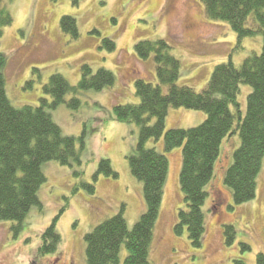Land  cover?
<instances>
[{"label":"rangeland","instance_id":"374dc122","mask_svg":"<svg viewBox=\"0 0 264 264\" xmlns=\"http://www.w3.org/2000/svg\"><path fill=\"white\" fill-rule=\"evenodd\" d=\"M12 22L0 35V53L6 58L5 90L15 107L37 106L42 87L52 74L69 84L80 79V67L94 72L104 68L115 75L113 85L100 91L78 94L81 105L72 110L66 104L47 109L65 135L83 134L80 164L63 166L56 161L42 164L46 181L38 190L42 209L32 207L18 228L16 221H0V264H86L84 236L99 223L120 212L129 228L145 212L142 183L130 172L126 156L138 140L135 124L114 118L113 105L136 103L134 80L158 83L152 56L140 59L134 52L139 40L164 39L170 53L180 62L177 84L200 91L215 65L231 60L239 65L251 52L260 53V34L238 41L227 22L207 18L200 0H3ZM76 20L78 36L64 33L62 16ZM248 26H256L250 14ZM103 39L114 42L108 50ZM163 91L167 86H162ZM251 91L240 85L238 102L242 115ZM71 95L65 97L69 100ZM206 118L198 110L168 109L165 129L197 126ZM238 133L226 137L214 165L202 207L205 232L202 244L193 248L186 230L176 233L178 210L184 207L179 187L181 147L165 150L163 136L150 139L147 147L168 160L164 194L153 231L149 252L151 264H232L241 258L255 264L264 253V157L256 179L255 196L234 204L231 189L224 184L233 151L239 146ZM110 160L117 177L97 175L100 159ZM79 171V175H74ZM83 183L92 185L93 191ZM59 214L56 231L61 242L55 252L38 253L40 234ZM233 225L234 241L224 242L223 227ZM246 243L249 249H241ZM127 250L122 245L119 264Z\"/></svg>","mask_w":264,"mask_h":264},{"label":"trees","instance_id":"16d2710c","mask_svg":"<svg viewBox=\"0 0 264 264\" xmlns=\"http://www.w3.org/2000/svg\"><path fill=\"white\" fill-rule=\"evenodd\" d=\"M0 0V35L10 25L12 15ZM77 5L79 0H70ZM209 19L227 22L238 41L260 34V53L251 52L239 65L231 60L214 66L206 85L200 91L177 84L180 62L169 51L164 39L139 40L134 52L140 59L153 57L158 83L142 78L134 80L136 103L113 105L114 118L138 127V140L126 159L131 174L142 183L145 212L129 228L120 212L99 223L84 236L86 264H119L122 245L127 254L123 264H151L149 252L153 231L159 216L168 160L163 153L147 147L150 139L163 136L165 150L181 147L179 187L184 207L178 210L174 231L186 230L193 248L202 244L205 217L202 211L208 194L207 187L214 174V165L226 137L238 133L239 146L233 151L232 162L224 173V184L232 191L234 204L251 200L256 192V179L264 157V0H200ZM256 26H248L249 15ZM60 26L64 33L78 36L76 20L62 16ZM108 50L114 42L103 39ZM5 56L0 53V221H16L21 228L23 219L32 207L42 209L38 197L40 186L46 181L42 164L56 161L60 165L80 164L83 134L65 135L47 109L66 104L72 110L81 105L78 94L100 91L113 85L115 75L99 68L96 72L88 64L80 67V79L71 85L60 74H52L42 87L43 97L37 106L15 107L5 90ZM247 84L251 91L246 97L242 115L238 94L240 85ZM162 86H167L163 91ZM71 95L66 101L65 97ZM170 107L202 111L206 118L197 126L165 129ZM75 171L74 175H79ZM97 175L117 177L110 160L100 159ZM90 192L94 187L83 183ZM59 214L40 234L38 253L55 252L61 242L56 231ZM224 242L231 245L235 229L223 227ZM241 249H249L241 243ZM232 264H246L234 258ZM255 264H264V253H257Z\"/></svg>","mask_w":264,"mask_h":264}]
</instances>
